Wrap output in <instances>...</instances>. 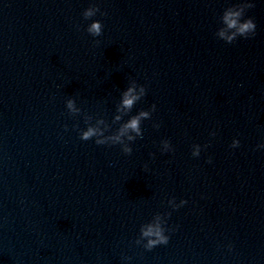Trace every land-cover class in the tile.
I'll return each mask as SVG.
<instances>
[{
	"label": "water",
	"instance_id": "95a60500",
	"mask_svg": "<svg viewBox=\"0 0 264 264\" xmlns=\"http://www.w3.org/2000/svg\"><path fill=\"white\" fill-rule=\"evenodd\" d=\"M245 3L255 32L225 43L221 15ZM132 81L145 95L114 121ZM150 104L128 154L79 138ZM261 141L264 0H0V264H264ZM156 214L173 230L145 249Z\"/></svg>",
	"mask_w": 264,
	"mask_h": 264
},
{
	"label": "clouds",
	"instance_id": "9594fccd",
	"mask_svg": "<svg viewBox=\"0 0 264 264\" xmlns=\"http://www.w3.org/2000/svg\"><path fill=\"white\" fill-rule=\"evenodd\" d=\"M250 3H245L241 6L232 8H226L221 15L222 27L217 29L216 35L225 41V43H232L237 36L247 37L251 36L255 32V23L250 16H245L242 9L244 7H250ZM99 11L97 5L85 7L82 11V16L88 20L90 17H94ZM103 15V13H100ZM79 27V26H77ZM102 24L98 19H91L85 25V31L92 37H97L101 34ZM145 95V87L142 84H138L132 81L120 90L119 102L116 105V114L113 116L114 121H121L120 113L122 111H128L132 108L133 104ZM64 106L69 114H77L80 112L79 106L75 103L71 96H68L64 100ZM155 110V104H150L148 108H141L134 114L129 115L127 119L122 120L119 125L111 131H107L108 125L102 120L97 118L94 123L85 122L84 127L78 129V135L81 140H88L91 138L97 145L112 144L119 145L120 150L128 154L132 151L130 141L142 136L141 121L142 119H148L151 113ZM103 125V127H101ZM66 127V126H65ZM153 127H159L158 122L153 123ZM215 135L214 131H209V136ZM159 150L161 152L171 151L172 146L167 138H161L159 141ZM239 146V140L234 136L229 144L230 148ZM203 146L197 143L191 145V155L197 157L200 154ZM258 149H264V141H261L255 146ZM185 203L184 199H180L178 202L174 198L168 199V204L176 209ZM172 228H168L167 231H172ZM166 228L164 221L159 214L154 215L150 220L139 225L138 236L135 239L136 244H142L145 249H151L158 244H166L168 241ZM229 250H231V244H226ZM124 260H128L129 257H122Z\"/></svg>",
	"mask_w": 264,
	"mask_h": 264
}]
</instances>
